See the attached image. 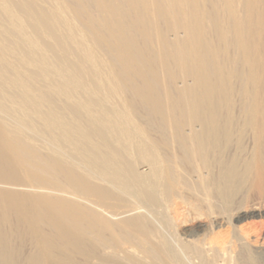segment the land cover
I'll return each mask as SVG.
<instances>
[{
  "label": "bare ground",
  "instance_id": "6f19581e",
  "mask_svg": "<svg viewBox=\"0 0 264 264\" xmlns=\"http://www.w3.org/2000/svg\"><path fill=\"white\" fill-rule=\"evenodd\" d=\"M253 217L264 0H0V264H264Z\"/></svg>",
  "mask_w": 264,
  "mask_h": 264
},
{
  "label": "rangeland",
  "instance_id": "374dc122",
  "mask_svg": "<svg viewBox=\"0 0 264 264\" xmlns=\"http://www.w3.org/2000/svg\"><path fill=\"white\" fill-rule=\"evenodd\" d=\"M247 222V223H246ZM242 223H246V225L248 224V225H250V226H255V227H253V228H255V232L256 233H258L257 232V230H259V234L261 235V234H264V219L262 220V219H260V218H258V217H253V218H249V219H247V220H243L242 222H241V224ZM257 226V227H256ZM256 228H258V229H256ZM255 233V234H256Z\"/></svg>",
  "mask_w": 264,
  "mask_h": 264
}]
</instances>
